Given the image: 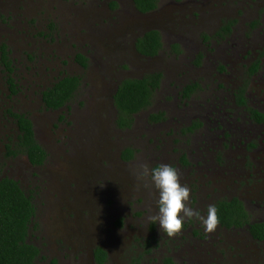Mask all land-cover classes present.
I'll use <instances>...</instances> for the list:
<instances>
[{
	"label": "rangeland",
	"instance_id": "obj_1",
	"mask_svg": "<svg viewBox=\"0 0 264 264\" xmlns=\"http://www.w3.org/2000/svg\"><path fill=\"white\" fill-rule=\"evenodd\" d=\"M113 1L119 3L116 11L110 8ZM198 1L200 0H161L157 10L168 11L175 21V26L167 24L168 32L178 30L180 26L193 29L186 15L183 18V13L179 10L186 2L193 4ZM206 1L203 12L200 13V20L206 21L198 28V33L195 32L190 37L181 31L171 37L161 34L166 55L161 57V62L145 69L141 68L143 64L132 44L136 33L123 32L126 25L129 29L133 28L130 24L137 15L131 0H0L3 6L0 12V46L7 41L13 43L10 48L14 50L11 58L16 64V75L23 79L22 84L28 86L17 99L9 101L6 98V95L10 96L8 87L4 82L6 75L1 72V68L0 87H5L0 91L4 93L9 109L23 112L31 120L38 122L37 141L48 152L46 166L40 172L31 169L26 160L20 162L21 157L18 164H15L16 168L18 166L17 171L15 165L6 170V162L1 166L6 170V176L13 179L19 173H26L22 187L26 192L34 193L38 216L30 242L41 250L38 264H52L54 260H60V264H95L92 259L93 245L87 244L91 239L84 241L78 238L82 245L75 246L77 241L65 237L64 231L76 229L85 238L82 229H90L97 224V233L101 235L97 241L101 242L102 239L104 245L115 250L108 264H123L127 258L124 253L127 250L124 248L130 242L134 243L133 237L149 238L150 225L151 231L155 230L157 234L162 232L158 223L153 220L158 214V193L150 180L141 175L142 166L148 165L152 168L160 164H170L177 168L180 178L187 176V171L180 170L179 165L181 155H185L183 151L192 147V144H185L188 129L198 124L199 119V123L203 125L194 137H205L203 132L212 129L207 123V117L210 115L208 107L213 105L205 107L204 103L210 104L213 97L228 96V93L218 89L219 85L231 90L232 83L228 78H220L219 75V68L227 63L225 54L229 56V60L236 54L245 55L246 41L252 47L250 40L259 38V35L250 34L248 16H240L241 12L236 13L235 10L240 9L238 6L230 10H218L213 8L212 0ZM9 7L16 14L9 15ZM7 16H16L10 22L12 27H6L1 22ZM178 17L183 18V25L176 23L179 21ZM226 19L237 21L233 29V41L230 42L235 47L213 42V39L209 43L211 48L206 49L199 33L213 35L220 27V22L224 24ZM53 25L56 28L53 29ZM153 29L158 30L156 26ZM248 34L253 39H248ZM6 35L12 40H6ZM177 37L183 40L184 45L176 41ZM24 42L36 44L33 57L38 53H43L48 58L55 54V62L59 58L62 63L61 73L66 72L65 76L81 77V87L68 108L48 116L42 113L40 89L36 87L47 83L42 76L44 65L39 61L31 64L27 62L25 53L31 50V45L26 46ZM168 43L173 48L175 45L180 46L186 69H191V65L195 66L190 71L191 76L189 74L185 78H175L176 70L169 54ZM78 54L88 59L87 68L77 62ZM203 54L204 58L197 65L198 56ZM236 69L239 72V68L234 66L235 72ZM153 70L160 71L165 77L152 106L136 116L132 130L120 131L115 126L116 111L112 99L118 81L127 78L141 79L146 74L153 73ZM194 79L199 81L201 90L190 97V105H184L179 102L180 86L176 85H181L180 82L186 84ZM161 112L165 113L166 122L153 126L149 121L150 116ZM127 147L135 151L134 158L129 164L122 165L121 151ZM189 153L191 152H187ZM56 168L64 169V175H78L68 183L60 179L66 195L59 191L54 192L50 174L46 173ZM67 168L70 169L68 172ZM33 173L38 179L32 176ZM52 199H60L66 204L62 214L48 209ZM82 199H86L89 206L79 205ZM49 216L59 224L58 240L51 241L44 237L47 228H50ZM120 219H124L121 233L117 238L113 237L114 233L108 235V229ZM66 249L68 253H65ZM145 250L140 249L138 253L142 264H157L162 252L156 251L145 256Z\"/></svg>",
	"mask_w": 264,
	"mask_h": 264
},
{
	"label": "flooded vegetation",
	"instance_id": "obj_2",
	"mask_svg": "<svg viewBox=\"0 0 264 264\" xmlns=\"http://www.w3.org/2000/svg\"><path fill=\"white\" fill-rule=\"evenodd\" d=\"M205 2L207 1L200 0L193 4L186 2L183 4L184 7L179 10L181 14L183 13V18L186 15V19L192 25L193 29H189L186 26H180L178 30L175 29L168 32V23L175 26V21H173L174 18L169 15L168 11L156 10L149 14H141L135 10L137 15L134 16L130 24L133 28L129 29L126 25V28H122L123 32H130L131 34L136 33L132 41L134 48L136 40L139 37L154 30L158 31L160 35L163 34L166 37L175 36L178 31H181L190 37L191 35L196 34L195 32L198 33V28L202 26L204 21H206L200 20V13L203 12ZM212 6L214 9L218 10H230L233 7L238 6L240 9H236V13L239 14L241 12L240 16L243 14L248 16V26L251 30L250 34L252 36L259 35V38L255 39V37L253 39L248 34L249 36L247 37L248 39H253L250 40L253 44L252 47H249L250 44L246 41L245 55L239 56L236 54L231 57L232 60H229V56L225 54V60L227 63L219 68V75L220 78H228L229 82L232 83V85H230L231 90L226 89L223 85H219L218 89L228 93V96L226 97L225 95H222L220 98L213 97L210 104L204 103L205 107L213 105L212 107H208V113L210 115L207 117V123L212 129H206L204 126V129H206V131L203 132L206 134L205 137H194L203 125L199 123L201 122L199 119V127H190L188 129L185 144L187 146L192 144V147L183 151L185 152L183 157L181 155L179 169L186 170L187 176L181 177L180 181L182 184L187 185L191 190L187 206L199 211L201 215H206L208 205L214 204L218 209L220 203L227 202L228 204H232L235 201L238 203V207L240 206V208H242V213H231L230 221L232 222L230 226L218 223L217 228L212 233H205L195 219L186 221L182 230L173 236H168L163 233V231L160 234H157L155 230L151 231L152 226L150 225L149 231L151 235L149 238L133 237L132 239H134V243L131 244L130 242L128 246L124 248L127 250L124 252L126 253L127 258L124 259L123 264H133L135 260H138L140 264H142L141 258L138 257L140 249H146L145 256H148L149 253L161 251L162 256L157 259V264H168L167 260H170L171 264H264V238L256 237L251 229L253 226L264 224V0H212ZM2 8L3 6L0 4V12ZM9 11L11 12L9 15L11 16L12 14H16V11L11 7H9ZM183 18L178 17L179 21L176 23L183 25ZM12 19H16V16H13V18L7 16V19H1V22L6 27H12L10 24ZM220 23V27H218L217 31H214L213 35H202L199 33L203 41L202 44L206 46V49L211 48L209 43L213 39V42L222 43L227 46L231 45L232 48L235 47V45L230 44V42L233 41V29L237 21L226 19L224 24H222V22ZM227 25L230 26L229 34L225 35L223 32L221 34L223 28H228ZM155 26L158 30L153 29ZM260 33H263V37ZM4 37L6 40L11 39L8 35ZM109 37L112 36L109 35ZM176 41L184 45L182 39L178 38ZM24 43L26 46L31 45V50L25 53L28 59L27 62L31 64L39 61L44 65L42 76L47 83L40 84L41 86L36 87V89H40L42 113H44L45 116H48L63 110L64 108L59 110H49L44 106L42 100L43 92L67 76H65L66 72L61 73L60 71L62 66L60 59L57 58L58 61L55 62V54L50 55L49 59L47 55L44 56L43 53H38L33 57L36 44H30V42ZM11 44H13L11 41L2 43V45H7L8 51H10V58L14 53V50L10 48ZM170 44L171 43H168V46ZM2 45L0 46V49ZM164 48L165 46L163 44V49L158 55L153 57L139 55L138 57L143 64V67L141 68L148 69L150 66L153 67L154 63L161 62V57L166 55ZM179 48V45L176 49L173 48V46H169V54L173 59V66L176 70V79L185 78L189 74L191 76L190 71L195 67L194 65H191V69H186L184 53H182ZM239 54L241 55V53ZM203 58L204 54L202 55L201 60ZM12 61L15 68L14 80L16 84V92L8 83L6 67L2 62V53L0 51V69L2 68L1 72H5L6 75L4 82L5 86L7 85L8 87L10 96L6 95V98L9 101L13 100V98L17 99L22 94V91L28 87L22 84L23 79L16 75V64L13 59ZM237 63L238 65H236ZM234 66L239 68V72L237 69V73L233 70ZM159 72L160 71L155 72L153 70V73ZM164 77L163 74L161 87L164 83ZM120 82L118 81L115 92L117 91ZM180 84L181 85H176L180 86L178 89V92H180L179 97H181L179 102L184 105H190L192 100H190V98H185L183 94L184 88L198 84L200 86L199 89L201 90V85L196 79L188 81L186 84L180 82ZM5 86L0 87V89H3ZM199 89H196L191 97L196 94ZM68 105L65 108H68ZM9 107V103L4 99V93L0 91V165L2 166L3 163L6 162V170H9L12 168L11 166H14L16 163L18 164L21 157L22 160L20 162L23 163L26 160L28 166L34 171L38 170L40 172L41 169L44 170L47 159L42 166L35 167L30 164L26 155L19 154L14 156L9 154V152H23L19 146V137L21 135L20 129L11 114H24L23 112H14L9 109ZM39 107L40 106H38V108ZM203 108L204 107H201V109ZM26 116L29 117L28 115ZM31 121L33 123L35 138L37 140L39 137L36 126L38 128L39 124L35 120ZM165 122L166 120L151 123H153V126H156ZM9 124H11V127H9ZM209 130H212V132H209ZM49 133L52 134L51 131ZM41 142L44 143V140L41 139ZM127 148L133 149L131 147ZM187 152L191 153L187 154ZM46 153L48 158V152L46 151ZM183 158H185L186 161H184ZM131 161L121 162L123 165V163L129 164ZM14 168L17 171L18 166L16 168L15 165ZM6 170L2 169V178L13 179L10 176H6ZM69 170V168L66 169L67 172ZM64 172V169L56 168L54 171H48L46 173L50 174L49 177L54 186L52 187L54 188V192L59 191L60 194L62 192L66 195L64 184L60 183V179H63L65 183H68L72 181L73 177L78 175H69L71 176L69 177L68 175H64ZM20 175H22V173H19L13 180L19 182L22 187V181L25 178L26 173L22 176ZM32 176L38 179L35 173H33ZM27 193L28 195L34 196L33 192ZM79 205L89 206V202L86 199H82ZM36 208L35 218L38 216V207L36 206ZM65 208L66 204L60 201V199L58 201L52 199L48 207V209L56 211L58 214H62ZM50 218V228H47L48 231L46 230L47 232L44 237L46 236V238L51 241L58 240L59 236L57 234L59 233V224H56L54 218ZM96 227L97 224L90 229H82V234H84L85 238H82L80 232L76 229L74 231H64V236L70 238L71 241H77L75 246L82 245L78 238L84 241L91 239L87 244L90 246L93 245L94 251L99 245L102 246L107 252L108 261L106 263L108 264L111 262L112 252L115 250L104 245L102 239L101 242L97 241V238L101 237V235L97 233ZM122 228L114 225L108 229V235L114 233L113 237L117 238L121 233ZM77 233L79 235L76 236ZM96 244L99 245L96 247ZM94 251H92V259L94 263L97 264L94 259ZM65 253H68L67 249ZM67 259L68 257L65 255V260ZM60 263L61 261L57 260V264Z\"/></svg>",
	"mask_w": 264,
	"mask_h": 264
},
{
	"label": "trees",
	"instance_id": "obj_3",
	"mask_svg": "<svg viewBox=\"0 0 264 264\" xmlns=\"http://www.w3.org/2000/svg\"><path fill=\"white\" fill-rule=\"evenodd\" d=\"M133 7L138 13L149 14L156 11L160 0H132ZM112 11L119 9V3H110ZM221 30L228 35L230 26ZM56 25H53V29ZM178 45H175L176 49ZM136 52L139 55L153 57L163 49L162 37L158 31H150L139 37L135 43ZM2 62L6 67L8 83L15 91L14 64L10 58V51L7 45H2ZM202 55L199 56L197 65L200 63ZM77 62L83 67H88V59L82 54L76 57ZM163 74L149 73L143 78H127L122 80L113 94V105L116 111L115 126L119 130H130L133 128L136 116L148 110L153 103L156 93L161 88ZM82 79L79 76H66L59 80L51 88L42 93L44 106L49 110H59L65 108L74 98L80 89ZM198 84L184 88L183 94L189 99ZM16 92V91H15ZM16 120L20 129V148L23 152H9L14 156L24 154L27 156L31 165L40 167L47 159V153L35 138L34 127L31 119L25 114H11ZM165 113L153 114L150 122H161L165 120ZM196 124L193 127H199ZM134 150L127 148L123 151L121 159L125 162L134 158ZM186 161L185 158H183ZM235 201L232 204L227 202L220 203L218 206L219 223L230 226V214L242 213V208L238 207ZM36 204L34 196L21 187L20 183L9 178H2V167L0 165V264H38L40 261L41 250L30 242L32 232L36 229ZM117 227H123V219L115 223ZM253 234L258 238H264V224L253 226ZM107 252L102 246H98L94 251V259L97 264H107ZM171 264L170 260H167ZM52 264H57L54 261ZM133 264H140L135 260Z\"/></svg>",
	"mask_w": 264,
	"mask_h": 264
},
{
	"label": "clouds",
	"instance_id": "obj_4",
	"mask_svg": "<svg viewBox=\"0 0 264 264\" xmlns=\"http://www.w3.org/2000/svg\"><path fill=\"white\" fill-rule=\"evenodd\" d=\"M134 50L139 55L135 48ZM142 169L141 175L150 180L158 193L156 200L158 214L153 217V220L158 223L163 233L173 236L182 230L186 221L193 219L200 224L205 233L215 231L219 223L216 205H208L206 215H201L199 211L188 207L191 190L181 183L176 167L160 164L152 168L143 165Z\"/></svg>",
	"mask_w": 264,
	"mask_h": 264
}]
</instances>
